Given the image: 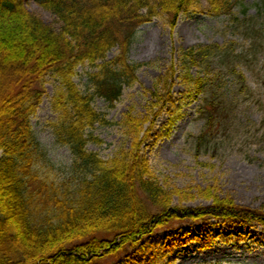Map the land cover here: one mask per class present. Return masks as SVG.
Wrapping results in <instances>:
<instances>
[{
  "label": "trees",
  "instance_id": "16d2710c",
  "mask_svg": "<svg viewBox=\"0 0 264 264\" xmlns=\"http://www.w3.org/2000/svg\"><path fill=\"white\" fill-rule=\"evenodd\" d=\"M242 1L206 0L203 7L200 0H36L62 24L56 32L29 12L24 0H0V264H155L157 256L185 244L191 233L168 235L159 254L144 241L174 231L177 224L197 232L225 227L240 238L255 227L264 230V209L218 198L211 188L195 189L208 205L187 207L184 202L195 196L189 200L186 191L161 185L143 156L156 122L174 103V63L148 91L147 114L140 118L128 112L116 124L124 129L129 147L109 160L87 150L89 144H103L92 133L96 125H115L94 109V101L103 98L112 109L123 89L138 81L141 65L131 64L129 54L140 27L162 17L174 32L184 15L232 17ZM115 48L118 55L108 60ZM228 50L214 45L178 54L187 92L202 96L199 115L205 129L198 147L213 144L216 150L217 136L231 130L237 99L252 96L235 67L228 66L225 75L217 71L212 80L187 71L191 63L226 59ZM87 64L96 70L88 74L92 94L82 93L74 82L77 68ZM48 76L61 84L52 101L60 122L51 126L83 173L77 190L67 191L69 202L53 199L54 225L39 220L30 192L40 180L34 172L40 145L32 119L46 95ZM226 77L238 83L236 92L222 88ZM42 187L47 189L45 183Z\"/></svg>",
  "mask_w": 264,
  "mask_h": 264
},
{
  "label": "rangeland",
  "instance_id": "374dc122",
  "mask_svg": "<svg viewBox=\"0 0 264 264\" xmlns=\"http://www.w3.org/2000/svg\"><path fill=\"white\" fill-rule=\"evenodd\" d=\"M206 7V0H200ZM29 12L39 17L45 25L60 32L58 18L41 8L36 0H24ZM233 16L211 17L207 13H190L180 18L174 32L164 18L157 17L137 31L129 62L141 65L137 71L138 81L125 87L115 107L97 98L93 107L107 115L112 126L96 125L94 136L102 145L89 144L87 150L103 160L113 158L120 149L128 148L130 141L119 124L124 115L132 112L136 117L147 114L148 91L155 80L174 63L177 69L174 88V103L158 119L155 129L143 147V156L148 160L161 185L189 193L187 207L206 206L210 202L197 196L196 188L215 190L218 198L231 199L236 205L252 209H264V4L261 0H244L234 9ZM218 45L230 48L227 58L217 56L211 61L188 66L194 77L212 80L217 71L226 74L228 66L243 74L251 98L239 97L230 131L217 136V147H198L197 139L204 132L205 122L200 118L202 96H191L184 84V64L178 61L180 51L199 50ZM118 49L108 54V60L118 55ZM90 65L76 70L75 84L84 94L94 92L88 74L95 72ZM228 92L239 86L233 78L226 77L221 84ZM60 81L54 76L46 78V95L32 126L40 152L34 172L40 179L31 186L35 196L39 220L50 219L57 223L53 199L69 202V193L77 190L82 170L70 148L61 145L51 124L60 122V114L52 108V101L60 89ZM43 183L47 189L42 187ZM50 194V195H49ZM179 204V199H174ZM191 233L185 244L173 251L157 256L155 264H264V230L255 227L242 238L225 227L197 232L187 224H177L170 233L161 232L151 240L146 239L151 252L159 254L164 239L170 235ZM176 239V238H175ZM110 260L108 264H114ZM107 263V262H106Z\"/></svg>",
  "mask_w": 264,
  "mask_h": 264
}]
</instances>
